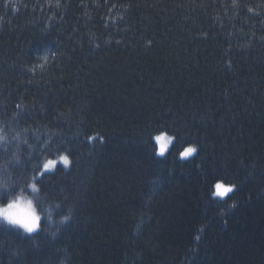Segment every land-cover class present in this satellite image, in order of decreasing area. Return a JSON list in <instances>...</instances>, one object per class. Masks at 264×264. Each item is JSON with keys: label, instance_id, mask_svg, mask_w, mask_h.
Listing matches in <instances>:
<instances>
[{"label": "trees", "instance_id": "trees-1", "mask_svg": "<svg viewBox=\"0 0 264 264\" xmlns=\"http://www.w3.org/2000/svg\"><path fill=\"white\" fill-rule=\"evenodd\" d=\"M23 195L0 264H264V0H0V207Z\"/></svg>", "mask_w": 264, "mask_h": 264}, {"label": "snow or ice", "instance_id": "snow-or-ice-1", "mask_svg": "<svg viewBox=\"0 0 264 264\" xmlns=\"http://www.w3.org/2000/svg\"><path fill=\"white\" fill-rule=\"evenodd\" d=\"M157 142L162 141L164 138L163 136H157L156 138ZM169 140L172 138L169 137ZM166 145L161 144L160 145V154H163L165 151ZM196 150L194 148L188 147L185 148L181 153L180 156L183 157H188L190 154L195 152ZM68 159L63 158V163L65 165L68 164ZM55 162L52 160H49L47 163L44 164V169L47 170L49 169V166L54 164ZM217 189H221L222 185L217 184L216 185ZM232 188L231 187H224L222 191H218L217 195L223 197L226 193L231 192ZM0 217H3L5 221L12 225H17L21 228H23L27 233H32L34 230H36L39 227L38 221H39V216L36 215L35 210L32 208L31 202L29 201L26 205L21 206L19 201L13 202V203H8L7 207L5 208H0Z\"/></svg>", "mask_w": 264, "mask_h": 264}, {"label": "rangeland", "instance_id": "rangeland-1", "mask_svg": "<svg viewBox=\"0 0 264 264\" xmlns=\"http://www.w3.org/2000/svg\"><path fill=\"white\" fill-rule=\"evenodd\" d=\"M157 136H163V140L162 141H160V142H157L156 141V137ZM155 138H154V141H155V144H156V146H157V153L158 154H160V145L161 144H164V145H166V147H165V151L167 150V148H168V146H169V144H170V142H171V140H169L168 138L169 137H171V136H169V135H167V134H159V135H157ZM172 138V137H171ZM191 148H194V147H191ZM164 151V152H165ZM191 155V154H190ZM52 161H54V160H52ZM48 161H45L42 165H41V169H42V171H45V169H44V164L45 163H47ZM55 163L54 164H52V165H50L49 166V169H51L55 164H56V161H54ZM216 185L217 184H215V188H214V193L217 195V192L218 191H222L223 190V188L225 187V186H222V188L221 189H217V187H216ZM17 201H19V203H20V205L21 206H24V205H26L29 201L31 202V205H32V208L35 210V208H34V204H33V198H32V196L30 197L29 195H23V196H20V198H18V199H16V200H14V201H12L11 203H13V202H17ZM5 207H7V205H5V206H2V207H0V208H5ZM35 212H36V210H35ZM36 215H37V213H36ZM38 216V215H37ZM38 223H39V221H38ZM0 225H6L7 227H19V226H17V225H12V224H10V223H8L7 221H5L4 219H3V217H0ZM23 229V228H22Z\"/></svg>", "mask_w": 264, "mask_h": 264}]
</instances>
